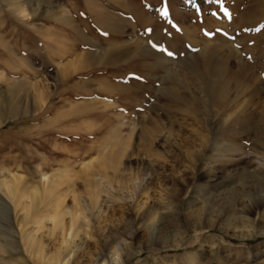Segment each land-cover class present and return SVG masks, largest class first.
<instances>
[{
    "label": "rangeland",
    "instance_id": "rangeland-1",
    "mask_svg": "<svg viewBox=\"0 0 264 264\" xmlns=\"http://www.w3.org/2000/svg\"><path fill=\"white\" fill-rule=\"evenodd\" d=\"M262 25L264 0H0V264H264Z\"/></svg>",
    "mask_w": 264,
    "mask_h": 264
},
{
    "label": "bare ground",
    "instance_id": "bare-ground-1",
    "mask_svg": "<svg viewBox=\"0 0 264 264\" xmlns=\"http://www.w3.org/2000/svg\"><path fill=\"white\" fill-rule=\"evenodd\" d=\"M95 2V1H94ZM96 4V3H95ZM122 4V3H121ZM120 4V5H121ZM123 5V4H122ZM11 6H12V9L14 12L16 13H20L22 15H25L26 12H27V8L20 2H15V1H12L11 3ZM61 10V9H60ZM60 10L56 11L55 14L57 12H59ZM63 11V10H62ZM61 12V11H60ZM60 14V13H59ZM62 14V13H61ZM92 14V13H91ZM114 50V49H113ZM115 50H118L115 48ZM114 50V51H115ZM123 52V51H122ZM121 54V52H114L113 55L114 57H119ZM112 55V57H113ZM122 55V54H121ZM112 59V58H111ZM6 186V189H7V192L9 193V195H12V197H16L17 194H20L19 191H18V188H16V183L15 184H12V183H6L5 184ZM46 186V185H45ZM54 188V185L51 183L49 184V186L45 187V189H52ZM27 194V193H25ZM41 202V196H39V193L38 191L36 190L35 193L33 194V197H32V201L30 204L28 205H25L24 206V210H25V218H27L31 213L35 212L39 206ZM54 211V214L52 216H49L52 221L54 222V228H59V227H64L63 225V214L60 212V205H56L55 209L53 210ZM243 211V210H242ZM245 211V210H244ZM43 218H37L36 220V223L39 225L38 226V229L37 231H39L41 229V227L43 226L42 223H43ZM198 220V219H197ZM199 221V220H198ZM205 226H208L210 228H213L214 227V223L211 222V223H202V222H197L196 224V228L197 230H203L205 228ZM250 235V234H248ZM30 240L32 241L33 245L36 244L37 242H39L35 236H32V237H29ZM187 240H189L188 238H186L185 236H180L179 238H175V244L173 245L174 248H180V247H183ZM186 246V245H185ZM0 249L2 250L3 249V246L0 245ZM146 249L144 246H139V249L136 251L134 250H129L125 255H122L119 251H116L113 253L112 255V259L115 261V264H124L126 263L132 256H134L137 252L139 251H142ZM40 250V249H39ZM146 252V251H144ZM142 251V253H144ZM68 255H69V252L68 251H58L54 256L50 257L48 259V263L46 264H69L70 262V258H68ZM68 258V259H67ZM107 261V260H106ZM106 261L102 262V261H98V264H108Z\"/></svg>",
    "mask_w": 264,
    "mask_h": 264
},
{
    "label": "snow or ice",
    "instance_id": "snow-or-ice-1",
    "mask_svg": "<svg viewBox=\"0 0 264 264\" xmlns=\"http://www.w3.org/2000/svg\"><path fill=\"white\" fill-rule=\"evenodd\" d=\"M191 2H192V0H188V3H191ZM217 2H220V0H217ZM161 15H163V16L168 15V9L166 7L161 9ZM261 27H264V25H262ZM148 31L150 32L151 29H148ZM256 31H259V29H256ZM150 43H152V42L150 41ZM153 47H158V46L153 44ZM164 50L166 51V49H164ZM168 55H173V53L169 52Z\"/></svg>",
    "mask_w": 264,
    "mask_h": 264
}]
</instances>
